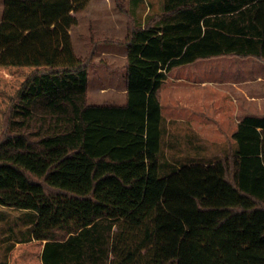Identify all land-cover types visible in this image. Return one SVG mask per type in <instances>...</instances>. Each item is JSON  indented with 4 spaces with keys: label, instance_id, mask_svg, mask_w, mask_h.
<instances>
[{
    "label": "trees",
    "instance_id": "obj_1",
    "mask_svg": "<svg viewBox=\"0 0 264 264\" xmlns=\"http://www.w3.org/2000/svg\"><path fill=\"white\" fill-rule=\"evenodd\" d=\"M0 1V206L35 216L3 264H264V117L160 176L157 98L181 65L264 63V0H163L123 41L124 106L88 104L69 31L89 0Z\"/></svg>",
    "mask_w": 264,
    "mask_h": 264
},
{
    "label": "rangeland",
    "instance_id": "obj_2",
    "mask_svg": "<svg viewBox=\"0 0 264 264\" xmlns=\"http://www.w3.org/2000/svg\"><path fill=\"white\" fill-rule=\"evenodd\" d=\"M163 0H89L87 6L73 15L77 19V24L69 31L74 45V52L80 57H86L93 50L91 63L89 65V85L92 92H96L98 83L102 82L109 74L110 69L123 71V55L125 46L123 41L126 39L129 31L137 26H144L147 23H153L159 19L162 14ZM3 9V3L0 1V17ZM114 58H111L112 55ZM111 55V56H110ZM227 58H220L208 62L225 61ZM240 60V59H239ZM247 61V60H245ZM249 94L254 97L249 102L251 115H264V100L257 101L260 92H264L259 84L258 78L264 79V63L253 58L249 59ZM227 67L208 66L197 67L195 72L196 79L200 77L207 79H217L221 76L232 77V71L237 69L238 73L245 72L246 64L243 67L241 61L223 62ZM221 63V64H223ZM200 63H198L199 65ZM232 65V66H231ZM186 71L194 70L192 66H186ZM244 69V70H242ZM231 70V73L229 71ZM118 73V72H117ZM119 74V73H118ZM104 77V79H103ZM264 83V82H263ZM223 87L219 85H210L197 92L196 97L201 99L210 98V104L214 98L221 99L222 108L216 109L213 105L207 109L204 107L203 121L210 124H216L220 131V137H215L212 141H206L202 136L200 139L193 134L176 135L172 127L169 137L170 151L169 156L164 155V150L160 151V176H164L165 170H171V166L164 167L167 162H180L186 164H208L221 158L232 155V149L235 146L233 134L237 129L235 118L237 114L232 100L224 92ZM90 101L93 98L90 97ZM197 131L198 125H195ZM204 133V131H202ZM35 139L34 137H32ZM195 147V148H194ZM170 159V160H169ZM163 163V165H162ZM170 172V171H169ZM168 172V173H169ZM35 216L32 212L0 206V264L6 261V253L15 242H22L30 237V231ZM66 235L60 231L56 233L57 239H64ZM9 255V254H8Z\"/></svg>",
    "mask_w": 264,
    "mask_h": 264
},
{
    "label": "crops",
    "instance_id": "obj_3",
    "mask_svg": "<svg viewBox=\"0 0 264 264\" xmlns=\"http://www.w3.org/2000/svg\"><path fill=\"white\" fill-rule=\"evenodd\" d=\"M74 27V26H73ZM72 40V39H71ZM73 45V44H72ZM74 48V45H73ZM112 55V53H111ZM110 55V56H111ZM111 58H114L112 55ZM220 58H227L225 61L208 62L211 60H216ZM123 61L125 63L126 59V51L123 55ZM240 59V60H239ZM249 59L251 58H238L233 56H221V57H213L209 59H201L197 60L193 63L181 65L173 68L168 73L165 74V79L161 83V86L158 90L157 98L160 106V115H161V151L164 150V155H168L170 151V143L169 137L171 135L172 127L175 128L173 131L176 135L180 134H193L197 135L200 139L202 136L205 137L206 141H212L216 136L220 137V131L216 124H210L208 121H203V113L204 107L207 109L210 105L216 109L222 108L220 105L221 99L214 98L212 103L210 104V98L208 97L206 100L196 97L197 92H200L202 88L210 86V85H219L223 87V91L226 92L229 96V100H232L235 104L234 108L237 114V118L235 121L237 125L241 122V120L245 117H264V115L253 114L249 112L250 105L249 102L254 99L249 94ZM247 60V61H245ZM237 62L241 61V66L243 67L244 62L246 64L245 74L244 71L242 73H238L237 69H234L231 73L232 77L221 76L217 79H207L202 78L196 79L195 72L196 68L208 66V68L214 66L219 67H227L230 66L225 65L223 62ZM198 63H200L198 65ZM223 63V64H221ZM186 66L194 67L192 71H186L184 69ZM197 66V67H196ZM232 66V65H231ZM244 70V69H242ZM110 75H106L103 81L98 83L96 92H92V89L89 85V77H88V104L95 106H124L126 103V87L124 83V73L123 71H116L114 69H110ZM119 74H118V73ZM258 81L262 82L259 84L261 89H264V79L258 78ZM197 91V92H196ZM90 97L93 98V101H90ZM252 99V100H251ZM258 102L264 100V92H260L259 96L256 99ZM262 102V101H261ZM195 125H198V128L202 127L197 131ZM204 131V133L202 132ZM195 148V147H194ZM234 149H232L233 151ZM170 160V159H169ZM163 165V163H162ZM171 166V170H165L164 173H168L169 171L174 170L175 168H179L182 166L180 162H177L176 165L173 163L167 162L163 166L166 167ZM175 166V167H174ZM174 167V168H173ZM19 242L13 243L17 245ZM9 251L6 253V260L8 257Z\"/></svg>",
    "mask_w": 264,
    "mask_h": 264
}]
</instances>
